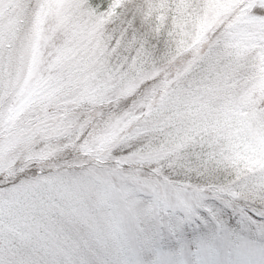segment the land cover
I'll use <instances>...</instances> for the list:
<instances>
[{"label":"snow or ice","instance_id":"6c2138e0","mask_svg":"<svg viewBox=\"0 0 264 264\" xmlns=\"http://www.w3.org/2000/svg\"><path fill=\"white\" fill-rule=\"evenodd\" d=\"M0 264H264V0H0Z\"/></svg>","mask_w":264,"mask_h":264}]
</instances>
